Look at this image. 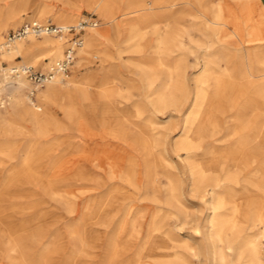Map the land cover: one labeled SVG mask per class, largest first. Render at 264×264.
<instances>
[{"label": "bare ground", "instance_id": "1", "mask_svg": "<svg viewBox=\"0 0 264 264\" xmlns=\"http://www.w3.org/2000/svg\"><path fill=\"white\" fill-rule=\"evenodd\" d=\"M230 1L224 9L221 4L214 7L211 0H185L183 7L174 10L180 3L169 0H68L70 14L58 10L53 15L61 24L58 26H76L82 6L96 11L102 21L85 30L83 45L71 65L74 76L65 83L63 76L69 75L71 67L67 75L57 74L37 88V101L25 94L31 89L29 82L18 74L13 77L12 70L21 63L36 65L47 55L50 61L63 57L70 35L41 39L30 35L0 49V62L22 58L17 63L21 65H0V92L4 85L9 88L7 99L0 97V108L7 105L10 115L19 114L33 123L32 135L45 136L49 127L58 129L56 117L47 110L50 103L57 104L74 133L70 182L76 185L68 202L59 192L46 188L51 190V198L67 206L66 214L76 216L79 210L68 224H60L61 230L55 227L36 263L30 252L12 243L10 251L18 253L19 260L15 263L10 257L6 264H53L51 255L67 249L69 255L60 264H195L196 258L201 264H264V0ZM29 2L19 0L13 3L19 10L12 4L0 15V46L5 42L3 32L10 24L19 26L20 13L29 9ZM189 6L198 7L197 16L189 13ZM46 8L45 3L36 5L28 20L39 23ZM186 17L206 42L193 40L189 27H177ZM156 19L165 21L161 35ZM128 25L151 27L156 35L153 44L147 43L142 31L136 30V40L131 37L134 52H147L135 61L134 77L152 109L146 118L141 105L127 113L117 108L124 91L120 79L108 77L115 66L113 60L123 58L119 40ZM94 43H102L105 52L100 54L107 56L103 66L107 80L97 93L93 73L77 76L75 71L87 60V49ZM189 51L195 54L194 66L199 68L191 88L185 73V53ZM187 109L172 147L181 158L191 199L202 206L200 218L189 213L182 181L166 176L165 186H159V169L169 153L165 147L169 134L163 130L172 118L168 112ZM167 114L163 124L156 121L158 115L165 118ZM94 126L105 131L100 134ZM109 128L114 130L111 135ZM223 135L227 144L220 147L217 143ZM36 147L33 143L22 147L26 154L23 163L31 161ZM17 154H10V159ZM80 184H86L85 188ZM42 218L39 213L32 220ZM188 220L201 237L199 247L188 237L178 238ZM44 230L40 228L42 233L34 237L42 236Z\"/></svg>", "mask_w": 264, "mask_h": 264}, {"label": "rangeland", "instance_id": "2", "mask_svg": "<svg viewBox=\"0 0 264 264\" xmlns=\"http://www.w3.org/2000/svg\"><path fill=\"white\" fill-rule=\"evenodd\" d=\"M18 1L17 0H0L1 17L5 15L8 8L13 3L15 4ZM67 1L68 0H58V1L56 0H30L29 9L26 10V12L20 13L21 23L19 24V26L14 27L11 24L8 25L6 30L3 32V38H5L6 35L10 31L17 30L26 22H31V20H28L27 15H30L32 9L35 8L36 5H39L41 3H45L47 5V8H46V12L43 14L42 19H40L38 22L39 23L51 22L53 24L56 23V25H61L60 23H57L56 20L55 21L53 20L55 19L53 18V15L59 11L66 13V14L67 13L70 14V11H72V9L69 5H67L68 4ZM146 1H149V0H146ZM150 1H153V0H150ZM170 1L171 3H180L174 7V10L183 7L184 5L182 3L185 2V0H169V2ZM211 4L215 5L214 7H217L219 6V4H221L222 7L226 9L225 4H231V1L230 0H211ZM14 8L15 10H19L18 5H14ZM193 8L189 6L187 9L190 14L197 16L198 7L194 9ZM77 13L80 15L76 18L75 24H78L81 19H83L85 16L89 14H92V16L94 15L95 18L99 20L98 24H100L102 21L100 15L96 11H93L92 9H89L85 6H82L81 9ZM186 18L185 20H179L180 23H178L177 27L178 28L189 27L191 34L194 37L193 40H196L199 42H202V41L206 42L205 38H202L199 32L195 30L196 27L190 26L189 18H187V20ZM155 21H154L155 24L160 29L158 31L160 33L159 35H161V33L163 32L165 28V21L163 19H156ZM71 26H74V25H71ZM142 27L143 26H137V25L136 26L131 25L130 27L128 25L127 27L123 28L122 35L120 37L121 42L119 40V44H121L120 50L124 51L123 53H121V56L123 58H120L119 59L120 61L115 60L114 59L116 58L115 50L113 51L114 53H112L111 57L114 59L113 62L115 63V66L111 67L112 70L109 76L106 73L105 67H103L106 65L105 60L107 59L106 58L107 56L105 53L100 54V52H105V48L102 43H94V45H91V47L87 49V53H89L86 55L88 56L87 60H85L84 62L81 61L82 66L79 68L77 67V69L76 70L74 69V70L76 71L77 76H81V74H85L87 72L93 73L92 74L93 76L92 86H93V91L95 92L100 91V87H102L105 84L107 80V76L109 77V79L115 78V77L120 79L121 81L120 86L123 88L124 95H123V98H120V100L117 101L118 102L117 108H119L120 110H124V112L127 113V110L131 111L133 107L141 105L142 109L144 108L143 118H146L152 114L151 113L152 109L149 106L147 100H145L146 98H144L146 97L147 93H144L141 84L137 82L136 81L137 78L134 79V77H137L135 76L136 62L140 60V58L142 57L141 55H146L147 52L143 51L142 53L137 54V52L133 51V45L135 44V40H136L134 37L135 36L134 34H136L138 31H142L146 33L147 36L145 39L146 41L148 40L149 42L147 43H150V44H153L156 41V35L152 33L153 29L151 27H148L146 29ZM67 37H69L68 38V41H69L71 36H67ZM131 37L132 39H135V40H131ZM38 39H41V37L40 38L38 37ZM189 44H190L191 50L195 51V45L192 42ZM47 56H44L43 59L39 60L38 63L36 65H33L32 67L46 68L48 66H51L52 65L51 62H54V60L58 61L62 58V55H61L59 59L54 58L53 60L50 61L49 57ZM93 56H96L98 59L93 60L92 59ZM136 57H138L139 59ZM185 60H186L185 63L187 66L185 69V73H186V76L188 75L187 76L188 83L191 88L193 86L192 79L199 72V68L194 66L195 54H192L190 51L185 53ZM19 61H22V58L19 56L18 57L16 56L14 60L10 62L7 59L3 58L1 59L0 65L4 68H8L12 65L13 66L21 65V64L23 65V63L17 64ZM24 65L31 66V63L26 62L24 63ZM72 67H71V72L68 73L69 74L67 76L68 78L63 76L65 83L69 79H71L75 74L73 72ZM127 76H129V79H127L128 78ZM123 78L124 80H122ZM131 78H133L134 80ZM136 82L139 85H137ZM61 86L62 85L60 84L58 87H61ZM7 87L8 85H4V88L0 92V97H2L3 101L6 100L8 96L7 93L9 91L8 90L9 88ZM124 88L130 90V92L127 93V91ZM28 90L29 89L25 90L26 95H28L30 92ZM126 97H129V99L125 100ZM32 99L34 101H37L36 93ZM139 99L143 101L141 102ZM94 100L98 101V97L95 96ZM6 104H7V101H6ZM122 107H124L125 109ZM47 110L50 114L53 115V117H56L57 123L59 124L58 129L57 127L53 129L52 127L46 126L50 128L48 135L34 136L31 133L32 129H34L32 122H30L29 120H26L25 118H22L19 114L10 115L8 113L10 109L7 108V105H5L4 108H0V115H1L0 116V264H6L7 259L10 257L13 258L12 260L15 263L19 260L17 259L19 258V254L10 251V244L12 243H17V246H19L26 252H30L31 259L35 261L36 263L39 257H41L39 256V254L42 252V250L47 246V244L51 240L52 232L55 229V227H59L61 230L63 224L65 223L68 224L70 221L74 219V217H76L79 214V210L76 213L77 214L76 216L73 214H66L68 213L65 209L67 206H64L63 203L62 204L59 203L58 199L51 198L49 196V193H51V190H48L46 188V187H49L51 189H54L53 192L55 191L59 192L60 194L63 195L62 199L68 202L69 197H70L69 196L70 191H72L71 189H73V186L76 185L75 183L72 184L70 182V175L72 174L71 173L72 156L74 155V150L72 148V145H73L72 143L74 140V133L72 129L69 127L68 123L64 120L63 115L61 111L59 110L57 104L50 103L48 105ZM145 110L146 111L151 110V111L150 112L148 111L149 112L148 113ZM186 111H188V109L183 110L179 113H177L176 111L168 112L169 116L170 114H172L171 115L172 118L170 119L169 125L166 126V128H164L163 130H165L166 134H169L168 141L165 144V147L168 146L169 153L165 156L167 159V162H165L164 165L160 166V169H159L160 175H162L159 186H161V188L165 186L166 176L175 182L182 181V188L184 189L185 198L189 199V201L187 202L185 201V203L189 207V213H193L195 218H198V217L200 218V215H201L200 207L202 206L198 203V200L191 199L189 187H188V179H187L185 169L182 165L181 158L176 157V154L174 153V150L172 147L174 139L178 136V133H179L178 126L183 121V117ZM168 114L165 118H163L164 117L163 115H158L156 121L163 124V122H165L168 119ZM225 120L223 119V122H225ZM92 129L95 130L96 132L100 131L99 132L100 134L103 133L101 130L105 131V129H101V128L99 129V127H95V126L92 127ZM107 131L110 133V135L113 134L114 132L113 128H109ZM102 136L106 137L112 143L116 142L114 139L111 138V136H108V135H102ZM225 138H226V135L225 136L223 135L219 138L218 143H217L218 146L221 147L227 144V140ZM31 143L37 146L36 150L33 151V155H32L34 159L32 158L29 163L25 164L23 163V161L26 159V154L22 147H24L25 145H29ZM48 144L52 145V148L47 149ZM6 145H9L8 146L9 148H5ZM158 150L163 151V145H160L158 147ZM162 151L161 153L163 155ZM17 152H18L17 154L18 156L16 155V157H14L13 159H10L9 155L15 154ZM181 156L183 157L184 155H181ZM85 185L86 184H80L79 186L81 188H85ZM43 187H45L46 189ZM74 208H77V207L74 206ZM39 213L43 215V218L41 219V221L40 220L33 221L32 220L33 215L39 214ZM188 222L189 223L185 226V228L181 230V235L178 238L183 240L184 238L188 237L190 238L193 245H196L197 247H199V245H201L202 243L201 237L198 234L194 233L192 229L193 224L190 223V220H188ZM40 228H44V229L46 228V230L43 231L44 233L42 234V236L34 237V235L35 236L37 235V232L42 233L41 231H39ZM251 233L252 232H250V234ZM62 241L65 244L66 242L65 239H63ZM71 245L72 244H69L68 246H71ZM60 253H55L51 255L53 258V264H60L61 263L60 259L67 258L69 255V249L62 250ZM197 259L198 258L193 259L195 261L193 262L195 264H201L200 262H198ZM78 263L87 264V262L85 261H83V263L82 261H78L77 264Z\"/></svg>", "mask_w": 264, "mask_h": 264}, {"label": "built area", "instance_id": "3", "mask_svg": "<svg viewBox=\"0 0 264 264\" xmlns=\"http://www.w3.org/2000/svg\"><path fill=\"white\" fill-rule=\"evenodd\" d=\"M98 21L95 16L89 14L79 21L76 26L62 27L53 23H37L26 22L18 30L10 31L6 37L5 42L0 46L1 48H7L15 41L25 39L32 35L35 37L42 36H65L70 35L69 46L66 48L63 57L54 64L51 68H34L29 65H22L12 70L11 75L23 76L31 85L29 92L30 97H34L37 88L43 87L46 83L52 81L57 74L67 75L70 71V67L76 59V52L84 42L83 34L88 28H95L98 26Z\"/></svg>", "mask_w": 264, "mask_h": 264}]
</instances>
